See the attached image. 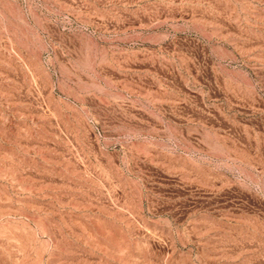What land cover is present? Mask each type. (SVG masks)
<instances>
[{
    "label": "rangeland",
    "instance_id": "374dc122",
    "mask_svg": "<svg viewBox=\"0 0 264 264\" xmlns=\"http://www.w3.org/2000/svg\"><path fill=\"white\" fill-rule=\"evenodd\" d=\"M0 264H264V0H0Z\"/></svg>",
    "mask_w": 264,
    "mask_h": 264
}]
</instances>
